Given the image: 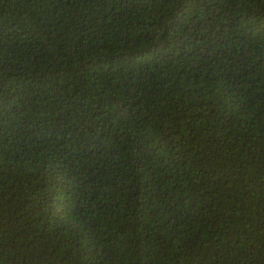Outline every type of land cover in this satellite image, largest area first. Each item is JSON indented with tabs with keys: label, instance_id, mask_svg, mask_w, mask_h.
I'll use <instances>...</instances> for the list:
<instances>
[{
	"label": "trees",
	"instance_id": "obj_1",
	"mask_svg": "<svg viewBox=\"0 0 264 264\" xmlns=\"http://www.w3.org/2000/svg\"><path fill=\"white\" fill-rule=\"evenodd\" d=\"M0 264H264V0H0Z\"/></svg>",
	"mask_w": 264,
	"mask_h": 264
}]
</instances>
